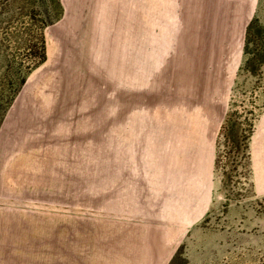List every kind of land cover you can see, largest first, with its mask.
Segmentation results:
<instances>
[{
  "label": "rangeland",
  "instance_id": "1",
  "mask_svg": "<svg viewBox=\"0 0 264 264\" xmlns=\"http://www.w3.org/2000/svg\"><path fill=\"white\" fill-rule=\"evenodd\" d=\"M253 1L236 72L194 75L99 72L61 0H0V264H264Z\"/></svg>",
  "mask_w": 264,
  "mask_h": 264
},
{
  "label": "crops",
  "instance_id": "2",
  "mask_svg": "<svg viewBox=\"0 0 264 264\" xmlns=\"http://www.w3.org/2000/svg\"><path fill=\"white\" fill-rule=\"evenodd\" d=\"M61 6L62 15L51 26L54 40L88 43L84 56L101 69L113 63L114 70L99 72L198 75L236 72L256 3L61 0ZM199 32L214 37L198 41Z\"/></svg>",
  "mask_w": 264,
  "mask_h": 264
},
{
  "label": "trees",
  "instance_id": "3",
  "mask_svg": "<svg viewBox=\"0 0 264 264\" xmlns=\"http://www.w3.org/2000/svg\"><path fill=\"white\" fill-rule=\"evenodd\" d=\"M252 22V21H251ZM251 22H250V24H251ZM250 24H249V26H248V28H247V32H248V29H249V27H250ZM247 32H246V37H247ZM46 59V58H45ZM45 59H44V61H45ZM25 77L23 78V81L25 82Z\"/></svg>",
  "mask_w": 264,
  "mask_h": 264
}]
</instances>
